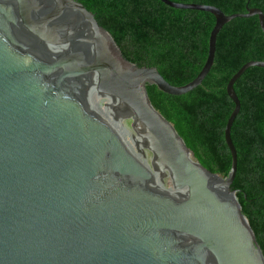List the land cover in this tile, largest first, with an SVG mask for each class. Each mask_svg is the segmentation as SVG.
<instances>
[{
    "label": "water",
    "instance_id": "1",
    "mask_svg": "<svg viewBox=\"0 0 264 264\" xmlns=\"http://www.w3.org/2000/svg\"><path fill=\"white\" fill-rule=\"evenodd\" d=\"M210 13L205 63L182 86L120 54L76 0H0V264H264L226 177L193 160L146 85L180 96L201 84L216 36L234 18L212 5L159 0ZM168 179L170 188L164 187Z\"/></svg>",
    "mask_w": 264,
    "mask_h": 264
},
{
    "label": "trees",
    "instance_id": "2",
    "mask_svg": "<svg viewBox=\"0 0 264 264\" xmlns=\"http://www.w3.org/2000/svg\"><path fill=\"white\" fill-rule=\"evenodd\" d=\"M76 1L94 14L130 63L155 67L173 86L187 84L202 69L215 24L210 13L174 9L159 0ZM170 1L212 5L225 15L254 8L264 16V0ZM249 61L264 62V35L256 15L234 18L222 26L213 64L193 90L173 96L146 85L152 106L173 125L192 159L223 178L231 169L223 131L234 107L226 85ZM233 89L240 108L230 129L237 158L231 189L264 256V68L246 69Z\"/></svg>",
    "mask_w": 264,
    "mask_h": 264
},
{
    "label": "rangeland",
    "instance_id": "3",
    "mask_svg": "<svg viewBox=\"0 0 264 264\" xmlns=\"http://www.w3.org/2000/svg\"><path fill=\"white\" fill-rule=\"evenodd\" d=\"M164 187L166 189L170 188V183H169L168 179H164Z\"/></svg>",
    "mask_w": 264,
    "mask_h": 264
}]
</instances>
